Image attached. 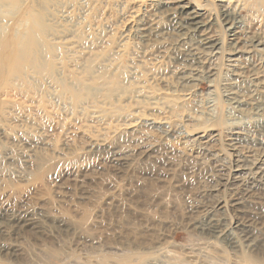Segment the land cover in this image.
I'll list each match as a JSON object with an SVG mask.
<instances>
[{"label": "rangeland", "instance_id": "1", "mask_svg": "<svg viewBox=\"0 0 264 264\" xmlns=\"http://www.w3.org/2000/svg\"><path fill=\"white\" fill-rule=\"evenodd\" d=\"M190 1L223 46L184 84L150 0H0V264H264V51L233 68L223 2ZM239 1L238 36L264 35Z\"/></svg>", "mask_w": 264, "mask_h": 264}, {"label": "bare ground", "instance_id": "2", "mask_svg": "<svg viewBox=\"0 0 264 264\" xmlns=\"http://www.w3.org/2000/svg\"><path fill=\"white\" fill-rule=\"evenodd\" d=\"M150 1L153 6L156 7L158 14H160V19L164 18V20L170 25L173 34H175V41L177 43L176 46L171 47V58L174 59L178 72L182 74L179 77L182 81L181 83L187 84L188 82L195 81L198 73L202 72L204 68H207V62L220 53L223 46L216 33L213 34L211 31L210 17L202 5L195 4L190 0H165L163 2H161V0ZM219 1L223 2L220 6V21L228 36L231 37L230 42L227 44V51L229 52L227 61L234 63L231 65L233 68L240 69L242 67L237 64V58L240 54L246 55L256 50L264 51V35H261L259 38H249L248 36L239 37L237 31L239 20L236 16L237 11L235 10V7L240 1ZM158 14L156 15L157 17H159ZM157 21L159 20L152 22L149 26L142 29L144 31L141 32L140 36L143 38V41L158 42L161 31L158 29L159 24L156 23ZM240 43L242 44L240 45ZM185 72L188 73L184 74ZM210 72L211 70L208 71V73ZM259 104H264V101H260ZM135 131L136 133L134 132L135 134L131 136L132 140H137V137L142 139L141 142L135 143L134 146L136 147V150L143 149L144 151L147 146L150 148L151 146L153 147L150 143L149 133L140 130ZM93 142V146L94 144H97L98 146L104 144L102 139H97ZM109 159L114 163L123 164L128 161L127 151L122 148H112L109 151ZM251 186L264 190V174H261ZM242 226L245 228V225L242 224ZM203 229H207L208 232L212 233L218 232L219 235L229 238L227 234V225H217L216 223H212L211 220H208V222L204 224ZM247 234L248 232H245L244 236H247ZM229 242L234 244L233 241Z\"/></svg>", "mask_w": 264, "mask_h": 264}]
</instances>
